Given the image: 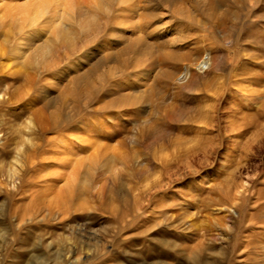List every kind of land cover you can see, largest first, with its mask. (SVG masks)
<instances>
[{
    "label": "rangeland",
    "instance_id": "obj_1",
    "mask_svg": "<svg viewBox=\"0 0 264 264\" xmlns=\"http://www.w3.org/2000/svg\"><path fill=\"white\" fill-rule=\"evenodd\" d=\"M175 1L157 62L117 75L137 0H0V264H264V0Z\"/></svg>",
    "mask_w": 264,
    "mask_h": 264
},
{
    "label": "bare ground",
    "instance_id": "obj_2",
    "mask_svg": "<svg viewBox=\"0 0 264 264\" xmlns=\"http://www.w3.org/2000/svg\"><path fill=\"white\" fill-rule=\"evenodd\" d=\"M120 1L127 2V4H130L132 0H120ZM161 1L163 3L166 2L167 4H170V3L172 4L174 0H137L138 4H137L136 9H131L128 6L126 7V9L128 11L131 9V11H130V13L132 15L131 18H133V21L135 22V23H133V25L138 26V28H139L138 33L136 34V36L134 38H130V37L126 38V36L124 34L117 35L114 38L113 43L115 44V46H117L118 52L117 51H114V52L110 51V52H108V54H110V55L113 54L112 56H114L116 54L115 58H117V54H120L121 52L123 53L125 51H129V50H133L137 55H141V54H144V55H143V57L140 56L139 58H137L135 54L133 56H131L129 58L130 59L129 62L122 63L121 67H118L117 69H115L113 71V72H117V75L122 74L124 71H126L128 69H133L136 66L144 65L146 63L157 62L156 58H154V55H153V53H154L153 44L149 38L153 37L154 39H156L155 42H158L161 45H163L165 41H169L168 37L165 36V31L163 30V26L165 24V20L163 19L164 18L163 12L160 10H157V7L159 6V4H162ZM186 1L187 0H176L175 2L185 3ZM221 2H222V0H210V4L212 6H217ZM55 10L56 9L54 7V10L53 9L52 10L45 9V10H41V11L40 10L35 11L34 14L36 16H34L33 14L32 15L30 14L29 15L30 21L28 23H23L22 21H20L21 18H17L18 28L21 30L22 33H25V30H23L25 25L27 28H29L25 33L26 35L21 37V38L33 39V37L40 36V34H37L35 36V34H33L32 31H29L35 25V20H33V19L45 14L46 22L47 23L53 22L55 19V13H56ZM180 11H182V10H177V13H181ZM183 13H184V11H183ZM213 15L209 19H207V22L210 21V23H212V25L215 26L219 20H218L217 16H215V15L213 16ZM192 19H194V18L189 17V20H192ZM64 26H68V25L64 24ZM67 28H69V27H67ZM65 32H66V35L68 37H70L72 35V31L70 29H67ZM187 32L189 33L190 30ZM204 35H206V34H204ZM187 36H188V34L184 33L183 37H187ZM181 39H184V38L181 37ZM200 44H201V42H200ZM103 45H104L103 47H108L107 43H103ZM47 48H49V47H47ZM47 48L44 49L43 51H47L48 50ZM158 50H159L158 51L159 54L157 55L158 57L155 55V57H157L158 61H165V60H171V59L178 60L180 58L185 59L187 61H191V62L196 60L195 55L193 54V51L189 52V53L180 54V52H178L177 50H174V49L172 51L171 50L164 51L163 49L158 48ZM90 54H91V51H87L84 54H81L80 58H89ZM150 55H153V56L150 57ZM115 58H112V59H115ZM100 59H102V61L105 63L108 61L106 58H100ZM81 60L82 59H78L77 63L80 64ZM91 63H93L92 65L95 64V62H91ZM189 64H191V63L189 62V63L183 64L182 69L180 71V74L178 75V78H185L187 76L189 69H190ZM196 64L200 69H202V68L204 69L205 66H208L210 64L209 52L206 51L205 54H203L200 57L199 61ZM109 70L112 71L113 69L109 68ZM143 74L149 75L150 69L146 68V70ZM77 76L79 78H82V77L86 76V73L78 74ZM30 88H31V86H30ZM138 90L142 91V90H140V88ZM107 91H111V89L108 88ZM141 94H143V93H141ZM136 96H140V94L139 95L136 94ZM117 98H119V97H114L112 99L109 98V100L107 102L104 101L105 102L104 106H106V105L111 106V104H113L114 100ZM32 114H33V117L35 119H37V121L38 120L39 121H45L47 123L48 128H52V129L58 128L59 126L66 123V121L70 117H72V112H70V111L69 112L67 110L66 111H62V110L56 111L53 109H48V107H47V109H44L43 107L42 108L41 107L36 108L32 112ZM30 120H32V119H30ZM66 124L68 125V123H66ZM43 126H41L43 129L46 128ZM32 161L33 160L31 159V162Z\"/></svg>",
    "mask_w": 264,
    "mask_h": 264
}]
</instances>
